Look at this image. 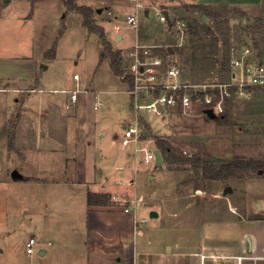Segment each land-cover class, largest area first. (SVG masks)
I'll return each mask as SVG.
<instances>
[{
	"label": "rangeland",
	"instance_id": "rangeland-1",
	"mask_svg": "<svg viewBox=\"0 0 264 264\" xmlns=\"http://www.w3.org/2000/svg\"><path fill=\"white\" fill-rule=\"evenodd\" d=\"M111 1L113 3L70 0L75 6L92 9L94 25L103 28L107 38L113 37L112 29H107L108 21L122 26L123 34L134 36L135 29L127 25L133 2ZM193 6L171 5L177 16L173 22L185 24V39L172 55L183 68V80L198 90L208 91L213 90L215 84L231 83V55L244 46L256 50L264 59L263 12L261 18H252L227 8H213L211 12L216 16L207 17ZM98 10H102V14L99 15ZM139 15L150 27L159 29L163 39L158 10L152 8L148 18L144 10ZM56 48L57 58L45 74L47 80H0V137L4 136L8 143L0 157V177L13 182L10 211L17 217L15 230L6 242L0 243V249H4L0 264L37 261L41 248L60 249L61 237L70 240L68 251H76L71 240L76 237L75 224L86 207L85 194L57 183H72L77 169L80 173L89 169L90 164L85 165L83 161L103 157L102 151L92 150L100 139L96 135L91 139L88 122L78 126L75 118L78 106L79 116L105 123L112 134L135 119L129 113V96L121 92L128 89L123 81L130 75L131 57L123 55V75L118 76L119 80H108L112 74L99 36L83 26V16L73 10L67 0H0V77L26 78L32 73L33 61L41 58L45 50L46 59L54 56ZM152 48L143 47L142 50H148L149 55H168L164 48ZM113 86L119 90H113ZM74 93H77V100L73 102ZM228 98L231 102L224 101L221 113L227 115L228 123H222L225 129L219 146L208 133L220 124L202 114L200 102L192 103L186 110L171 109H193L195 112V115L182 117L188 121L187 131L192 135L186 139L158 132L145 112L134 110L135 124L142 129L140 145L153 148L162 138L188 155L207 151L221 158L237 154L235 156L245 159L264 160V88H249L244 95L233 94ZM95 102L103 103L96 111ZM233 135L238 136L235 138L238 145L231 144ZM200 136H207L210 143L213 142L210 147ZM114 140L119 143L121 135L116 134ZM98 167L97 173L101 172ZM128 167L126 169L134 171L131 164L128 163ZM138 167L142 168L144 176L155 178L150 183L145 180L142 185V205H155L164 217L185 225L199 226L207 220L224 219L233 205L247 207L261 187L247 179L204 180L187 165L178 167L175 173H169L168 168L155 172L143 164ZM14 170L21 173L24 180L12 181ZM108 184L101 179L86 181L87 187L97 192L92 194L94 202L100 203L104 196L106 206L128 207L133 203L134 189L128 183V192L118 193L116 197L106 189ZM228 186L233 187L234 192L225 197L223 190ZM156 222L153 220L148 226ZM31 238L36 239L37 244L34 253L28 254L27 243ZM53 261L48 258L42 262L52 264Z\"/></svg>",
	"mask_w": 264,
	"mask_h": 264
},
{
	"label": "crops",
	"instance_id": "crops-1",
	"mask_svg": "<svg viewBox=\"0 0 264 264\" xmlns=\"http://www.w3.org/2000/svg\"><path fill=\"white\" fill-rule=\"evenodd\" d=\"M107 1L113 3L111 0ZM131 1L133 2V11L128 15V18L130 16L137 17L138 24L137 26H132L128 23L127 19V25L135 29L134 36L129 33L123 34V27L117 23L108 21L107 28L112 29L113 34L112 39L110 38L111 36L107 38L108 41L115 50L122 51L124 56H127L130 51L138 46L147 49L153 47V50L155 48H164L166 52L172 50V53H168V55L175 54L174 50L182 44V41L185 39V34L184 30L179 31L178 24L173 22L177 17L175 11L171 7L174 3H178L181 6H206L212 9L227 8L241 16H249L252 18H261L262 12L264 13V0ZM138 4L141 6H137ZM152 8L158 10L159 21L161 13H164L168 17V22L160 21L163 25V39H161L159 29L150 27L146 19L144 18L142 20L139 15L140 11L144 10L145 17L148 18ZM97 13L99 15L102 14V10H98ZM196 14L199 13L195 12V15ZM49 48H47V50ZM44 53L41 58L33 61L32 73L26 78L0 77V80H47L45 74H47V71L50 70L56 61L57 48L54 56L48 59H46ZM254 54L257 59L261 58L256 50ZM46 60H49V62L46 63ZM102 62L103 60L100 59V63ZM107 62L109 64L110 73L112 74L108 80H119L118 76L113 73L109 60ZM182 81L188 82L183 80V76ZM233 81L235 80H232V82ZM123 83L126 84L128 89H123L121 92L129 96V113L131 118L133 117L135 119H131L130 123L123 124L119 131L112 134L105 123L93 118L79 116L80 106H78L79 108L75 116V118L78 119L77 123L79 127L84 121L88 122V127L91 128L90 132L87 130L84 131L91 135V139L94 138L95 135L100 139L99 144H97L98 146L96 145L92 150L95 152L102 151L103 155V157L98 156L96 159H86L83 161V164H90V167L87 172L85 171L84 173H80V170L77 169L72 176V183H57L64 186L69 185L71 189L83 191L85 194L86 207L82 212V216L79 217L75 224L76 237L71 240V245L75 247L74 249H76V251H68L67 245L69 243L67 242L70 240L61 237L59 240L60 249L48 250L46 248H41L39 259L25 264H43L48 258L54 260L52 264H202L203 261L205 264H237L236 257L240 256L247 257L245 264H264V172L262 174L258 172L256 176L252 174L244 178L236 179H247L249 182H254L256 186H261L257 193H255L257 197H255L247 207L233 205V210H236L227 213L224 219L207 220L199 226L175 222L164 217L162 213L155 208V205H142V193L144 192L142 185L145 180H148L150 183L155 178L150 175L144 176L142 168L140 169L138 166L143 164L155 172H162L168 168L169 173H175L180 166L170 165L164 159L160 166L156 165V160L147 162L145 160V153L138 151V149L142 147L140 141L132 142L128 147L123 146L122 131L124 127L133 125L137 121L136 113L132 107L133 96L131 95V89L128 83L124 81ZM111 88L116 91L119 90L116 86ZM80 94H83L82 90ZM51 98H49V101H53ZM41 100L46 101L45 99ZM69 104H71V102ZM97 104L99 105L96 109L95 106ZM102 106V102H95L93 108L96 111ZM200 109L202 114L209 118L205 114L207 108L201 105ZM192 110H166L159 116L151 117L150 121L158 132L166 134L167 137L173 136L177 139H186L192 136L187 131L188 121L185 119L189 115H195V112ZM214 127L213 131L211 130L208 134L213 135L215 144L218 145L219 142H223L221 137L225 126L216 124ZM116 134L121 135V141L119 143L114 140ZM108 135L109 137H107ZM237 137L238 136L233 135L230 140L231 144L234 146L239 144L238 140L235 139ZM3 138L4 136L0 137V157L8 146V143ZM200 138L207 147H210L213 143H210L207 136L206 138L205 136H200ZM148 149L160 152L157 145ZM235 155L237 154L227 158L213 156L223 160H231ZM139 162H141V164ZM128 163L134 167V171L126 169L129 168ZM95 165L97 167L98 165H100V167L103 166L102 168L98 167L101 172H96ZM121 169L125 170L120 172ZM11 179L14 181L12 173ZM95 179H101V181L110 183L107 185L106 189L112 194L115 193L114 196L118 193L123 195L128 192V188L126 187L128 183L134 189L133 203L128 207L113 204L106 206V202L103 205L89 206V193L96 194L97 192L96 190L89 189L86 185V181H94ZM22 180H24V176ZM12 183L13 182L4 181V178L0 177V243L1 241L6 242L16 227L17 217L10 211V186ZM226 188L223 190V196L228 197L234 192V189L231 187L232 191L226 194ZM201 189L202 188H197V190L200 191ZM99 204L102 203L100 202ZM257 206H259V208H257ZM126 209H129V211L127 212ZM49 212V210H46V213ZM152 212H156L158 216L151 217ZM25 213H28V211H25ZM150 220H157L158 222L148 226L151 222ZM48 245L51 246L52 244L48 243ZM3 253L4 249H0V254Z\"/></svg>",
	"mask_w": 264,
	"mask_h": 264
},
{
	"label": "built area",
	"instance_id": "built-area-1",
	"mask_svg": "<svg viewBox=\"0 0 264 264\" xmlns=\"http://www.w3.org/2000/svg\"><path fill=\"white\" fill-rule=\"evenodd\" d=\"M138 6L141 5L138 4ZM160 21L168 22V17L161 13ZM128 23L137 26V17L130 16ZM178 26L179 31H183L185 24L179 22ZM142 48L138 46L128 54L132 59L128 70L135 83L134 89L131 90L133 109L138 113L139 111L145 112L149 121L151 117L159 116L166 110L177 107L186 110L193 103V94L208 91L198 90L191 83L182 81L183 68L172 55H149L148 50H142ZM230 63L235 81L228 84H215L213 90L210 91H218L219 96L207 94L204 97L205 107L212 109L216 115L223 112L225 99L233 94L244 95L245 90L249 88H264V59H257L253 49L244 46L240 51L232 53ZM233 87H236L234 93L231 91ZM76 100L77 93H74L72 101ZM98 105L95 106L96 109ZM141 133L142 129L138 124L124 127L123 146L128 147L132 142H138ZM138 151L145 153L147 162L156 160L155 151L146 147H141ZM126 211L128 212L129 209ZM36 244V239L31 238L26 249L28 254L34 253ZM245 260L247 257H236L237 264H245ZM202 264L205 262L203 261Z\"/></svg>",
	"mask_w": 264,
	"mask_h": 264
},
{
	"label": "trees",
	"instance_id": "trees-1",
	"mask_svg": "<svg viewBox=\"0 0 264 264\" xmlns=\"http://www.w3.org/2000/svg\"><path fill=\"white\" fill-rule=\"evenodd\" d=\"M74 1V0H72ZM67 0V4L71 5L72 9L83 16V26L91 33L99 36L104 53L107 56L111 69L116 76L123 75L124 67V56L120 50H115L111 43L108 41L105 31L103 28L95 26L92 20L93 11L91 8L78 7ZM197 11L205 13L207 17L216 16L211 12L212 8L206 6H193ZM172 53V50L167 51ZM124 82L129 84L130 89H134L135 83L132 75L125 76ZM232 93L236 91V87L231 88ZM207 94H214L219 96L218 91H207L197 94H193V103L200 102L203 107L204 97ZM226 102H231L229 98L225 99ZM206 108V107H205ZM216 121L222 125V123H228L227 115L225 113L217 117ZM157 146L162 154L163 159L170 165L190 166L198 176H201L204 180H215V181H226L231 178H243L246 175L258 173L260 170H264V160L245 159L242 157L235 156L231 160H223L214 157L207 151H200L194 154L188 155L183 152L180 148L172 146L167 141L159 138L157 140ZM198 181V180H196ZM92 194L88 195V204L92 205H103L105 197H101V203L94 202Z\"/></svg>",
	"mask_w": 264,
	"mask_h": 264
},
{
	"label": "water",
	"instance_id": "water-1",
	"mask_svg": "<svg viewBox=\"0 0 264 264\" xmlns=\"http://www.w3.org/2000/svg\"><path fill=\"white\" fill-rule=\"evenodd\" d=\"M205 114L210 118V119H216L217 115L214 113V111L212 109H207L205 111ZM163 163V158L160 152H156V165L160 166ZM264 172V170H260L259 173L262 174ZM12 177L14 179H22L23 176L18 172V171H13L12 172ZM232 191L231 187H227L225 189V193H230ZM158 214L156 212H152L151 213V217H157Z\"/></svg>",
	"mask_w": 264,
	"mask_h": 264
}]
</instances>
